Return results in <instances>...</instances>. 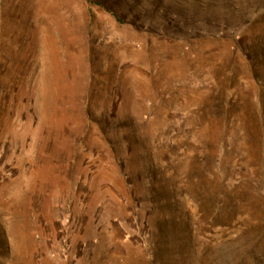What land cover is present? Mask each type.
<instances>
[{
    "label": "rangeland",
    "instance_id": "obj_1",
    "mask_svg": "<svg viewBox=\"0 0 264 264\" xmlns=\"http://www.w3.org/2000/svg\"><path fill=\"white\" fill-rule=\"evenodd\" d=\"M0 264H264V0H0Z\"/></svg>",
    "mask_w": 264,
    "mask_h": 264
}]
</instances>
